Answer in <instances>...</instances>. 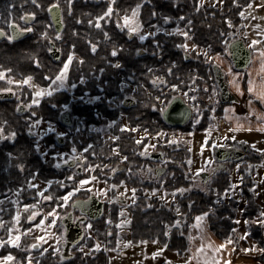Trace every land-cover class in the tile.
Here are the masks:
<instances>
[{"label":"trees","instance_id":"1","mask_svg":"<svg viewBox=\"0 0 264 264\" xmlns=\"http://www.w3.org/2000/svg\"><path fill=\"white\" fill-rule=\"evenodd\" d=\"M26 1L28 0H0V25L8 26L11 22L18 21L19 19L15 15L22 14L20 4ZM252 1L223 0V5L218 7L210 4L201 5V0H114V3L111 2L113 12L104 16L98 26L97 18H102L108 7L111 6L107 0H58L63 7L65 22L61 42L63 48L61 60L54 61L46 55L47 38L35 42V33L19 44L0 42V70L11 69L12 73L18 76H33L35 80L46 85L62 69L64 61L73 52L76 56L70 70L71 79H79L85 75L90 79L91 86L83 88L85 90L93 89L96 93L106 96L107 100L95 107L98 108L100 117H104L105 123L117 121L112 128V132L117 138L114 141L104 140L96 134H85V141H94L93 150L90 149L87 154L91 159H97L100 162L99 172L106 174L118 168L119 164L123 162L125 169L113 174L114 176L110 180L116 184H120L123 180H129L133 186L137 187L139 200L132 207V239L135 243L143 240L159 241L167 245L170 250H176L182 254L189 247L190 224L197 215L206 212L209 213L212 231L221 240H228L232 237L233 220L238 214V202L234 199L229 202L222 200L221 197L224 191L231 187V182L226 170H221L212 179L211 186L207 191L192 189L189 193L178 198L179 207L187 221L182 228L176 225L178 215L173 209L156 202L154 203L157 205L147 206V199L141 191L142 184L135 178L132 179L127 172L130 170L134 172L140 168L141 164L149 163V160L144 161L140 154L144 145L147 144L148 138L139 143L134 131L123 129V115L131 126L148 130L152 134L162 130L172 131L175 129L184 132L205 130L211 121L210 106L207 107L205 103H201L202 106L199 105L204 110L200 109L202 111L201 122H197L196 125L193 126L190 121L183 126H174L163 119L162 112L158 110L161 108V103L157 97H164L167 105L180 91H186L194 81L198 82L200 87L203 80H208L216 85L217 83L211 72L213 65L207 62L205 55L196 50L193 54H186L184 47L187 41L186 36L160 33L154 38L148 37L144 41H139L134 34L131 35L132 33L124 28L121 19L125 15L128 16L137 5H141V20L146 28L153 29L154 25L163 26L165 20L169 18L170 26L184 28L188 39L196 47L224 54L229 49V43L237 38L239 30L243 29L241 27L242 13ZM48 27L43 16L38 23L36 33L45 32ZM50 27L51 31L48 34L53 38L56 32L53 26L50 25ZM93 45L96 46L95 51L92 50ZM145 47H148L149 50H145ZM114 48L115 52H113ZM36 54H42L38 59L39 63L35 62L38 58ZM115 62H121V64L115 67ZM121 75L133 79L136 91L126 88L123 92ZM155 77L165 78L166 85H158L154 80ZM173 86L176 87L175 90L172 88ZM160 87L162 88L160 89ZM132 93H134L135 98H133L136 103L125 106L124 100L127 98V94L132 95ZM70 98L68 91H60L46 98V102L42 105L43 108H40L43 111L39 116H42L43 119L57 118L58 120L60 108L56 105L53 106L51 102L60 104L71 102ZM225 106L226 103L221 101L220 108H217L216 112L221 115ZM68 110L76 112L75 105L72 103ZM77 111L79 114L89 117L88 124L93 121L98 122L91 109L87 108L84 112L80 108ZM27 127L19 121L16 131L26 132ZM8 129L11 130L12 126ZM20 140L22 141V137L19 142H21ZM115 147L119 149V152H115ZM21 150L24 152L20 153L19 157H27L26 146H23ZM164 150L165 157L182 165L179 167L170 161L168 171L170 170L173 175L166 176L165 188L176 190L192 185L193 175L189 171L188 165V160L192 157L191 150L186 147L175 150L167 147ZM91 151L94 152L91 153ZM122 157H124L123 161ZM34 160V169H37L36 166L40 161L38 155L35 154ZM26 162L28 163V161ZM50 169L51 173L55 172V168L51 167ZM41 175L43 176V172ZM248 181L243 186L246 203L241 214L248 219L253 238L263 246L261 225L254 222L262 207L252 190L253 180L249 179ZM62 193L63 191L60 192V194ZM105 215L93 221L102 223L105 221ZM169 225L172 226V229L168 233ZM103 228L101 232L105 234L106 226ZM115 236L116 234L110 237L111 241L115 239ZM110 246L112 247V245ZM6 253L8 254V252ZM13 254L18 256L17 251ZM39 264H110V258L105 250H100L92 252L91 255H83L78 252L73 258L58 262L56 254L51 252L40 258Z\"/></svg>","mask_w":264,"mask_h":264},{"label":"rangeland","instance_id":"2","mask_svg":"<svg viewBox=\"0 0 264 264\" xmlns=\"http://www.w3.org/2000/svg\"><path fill=\"white\" fill-rule=\"evenodd\" d=\"M107 1L111 3L113 0ZM70 4L72 3L70 2ZM202 4L221 7L223 0H201ZM13 6L15 8V4ZM139 6V8H134L128 15L130 19L127 23L124 21L125 16L121 19L124 28L129 33H133L139 41H144L148 37L154 38L160 33L183 35L187 38L184 44L186 54H193L194 50H196L198 53L205 55L207 62L212 63V65L216 63L214 52L196 47L188 39V36L185 35L187 32L184 28L170 26L171 21L169 18L165 20L163 26L154 25L153 29L146 28L141 20V5ZM244 12V16L248 22L247 24H257L260 20L264 22V16L261 15L262 12L255 10L254 3ZM104 16L98 19V26H100ZM118 20L120 22V19ZM133 28H137L138 31L133 32ZM142 35L144 39L140 38ZM144 49L149 50L148 47ZM69 56H72V60L70 63L68 59L64 61V64L69 63V67L66 78L62 82L57 79L61 69L46 85L35 80L33 76H31V80H28L29 76L15 75L11 69L0 70V73H3V75H0V89L15 88L17 93L22 96V102L36 116L33 123V131L37 138L34 151L40 159L39 164L36 166L37 169L32 174L33 176L25 179L20 177L19 183L17 184L19 200L13 206L15 211L13 217L11 219H0V241H3L0 244H3L2 253L4 252L3 256L0 255V260L4 262L14 261L15 264H39L40 258L54 252L57 256V261H62V252L64 251V245L66 243L65 226L62 223V219L72 210V204L77 197L95 194L106 202V210L104 212L106 214H104L106 217L104 218L105 221L95 223L89 219L83 223L85 236L79 244L73 247L72 251L74 252V256L78 252H81L83 255H91L94 251L105 250L110 258V264H192L189 252L190 245L184 253L180 254L176 250H170L167 245L159 241L143 240L137 243L133 242L132 207L139 200V191L129 180H123L120 184H116L110 180L119 170L125 169L123 162L119 164L118 168L113 169L108 174L99 172L100 162L97 159H91L87 154L94 146V141L89 140L88 142L84 138L85 134L88 133L91 135L96 134L104 140H116L117 137L112 132V128L117 121L105 123L103 121L104 117H100L99 110L95 106L103 103L107 98L100 93H96L93 89L87 88L85 90L83 88L85 86H91L89 78L83 75L79 79H71L70 70L76 54L72 52ZM120 64L121 62H115V67ZM211 72L213 74L212 70ZM46 78L48 79V77ZM120 78H122L123 92L126 88H131L136 91L133 79L125 75H121ZM154 80L161 86H165L167 83L165 78L155 77ZM17 81L20 83H17ZM172 88L174 90L176 89L175 86ZM41 90H43V95L37 96L36 93ZM60 91H68L71 96V102H63L61 104L51 102L53 106L56 105L60 108L59 119L49 120L39 117L41 111H43L40 108L46 102L45 99ZM202 93H205V95H202ZM133 94H127V97L131 96L133 98ZM176 96H182L192 107L193 118L190 121L193 126L197 122H201L202 111L200 109L204 110V108H201V103H205L207 107L210 106L211 108L209 107V109H211L212 113L217 110L216 108H220V89L216 84H212L208 80H203L201 87L198 82L194 81L186 91H180ZM157 98L161 103V108H158V110L163 114L174 98L167 105L164 97L160 96ZM196 99L200 100L197 101ZM33 100H39V103H32ZM72 103L75 105L76 112L70 111L72 123L65 124L61 120V115L69 109ZM35 104H38V106H35L36 109L33 110L32 108ZM80 108L84 112L87 108L91 109L99 123L93 121V123L88 124L89 117L87 118L86 115L79 114L77 110ZM122 128L134 131L139 143H142L145 138H148L147 144L144 145L140 154L144 161L149 160V163L141 164L140 168L134 172L131 170L127 172L132 179L135 178L142 184V195L147 199L148 207L157 205L156 203H158L159 205L173 209L178 215L176 225L182 228L187 221L179 207L178 198L189 193L192 189H203L207 191L211 186L212 179L220 172L219 169L217 171H214V169L220 164L226 163L227 167L223 170H226L227 175L230 177L231 187L224 191L221 198L226 202H229L231 199L238 202V214L233 220L234 229L231 231L232 237L228 239L235 248L234 251L239 253L235 255L234 259H239L240 261L249 259L247 257L251 255V251L259 249L262 246V244L253 238L250 223L241 214L242 206L246 203V197L243 193L244 183L249 182V179L253 180V170L256 164H258L257 162H260V159L263 161L260 163L264 164L262 154L260 155L257 152L251 151L247 153L245 158L238 161L231 159L226 161L219 160L216 155L217 148H215V145H218L217 139L220 133L216 130H202L187 133L175 129L172 131L162 130L152 134L148 130H141L131 126L124 115ZM10 133L12 132L8 133L9 136H11ZM202 145H204L203 152L200 151ZM167 147L171 148V150L186 147L192 151V157L188 160V165L190 170L193 171V173L191 172L193 175V183L188 187L183 186L178 188L182 189L181 191L167 190L164 185L166 176L173 175L170 170L168 171L170 161L182 167L177 161H172V159L170 160V158L165 157L166 152L164 148ZM115 152H119L117 147H115ZM157 154L162 155L160 158H157ZM78 157L81 160L75 166H62L63 163L69 162L71 159L76 160ZM122 158L123 161L124 157ZM51 167L55 168V172L51 173ZM159 167L165 169L162 175L157 174L156 170ZM42 172L43 176L41 175ZM204 172L206 174H212L211 179L210 177L201 176ZM81 181H85L86 183L82 185L80 183ZM74 189H78V191H73ZM61 191H63L62 194H60ZM68 193H72L71 196H68ZM206 213L209 220V213ZM80 215H82L81 212L76 209L75 217ZM254 222L256 224L260 223L257 219ZM193 223L194 221L190 224V228ZM104 226L107 229L105 234L101 232ZM171 229L172 226L169 225L168 233ZM114 234H116L115 239L111 241L112 238L110 237ZM17 237L18 242L13 243L12 240L17 239ZM205 237L209 239L207 235ZM188 240L191 241L190 234ZM129 241L131 243H128ZM97 243L100 245L99 248L95 247ZM15 251L18 252V256L13 254ZM9 256H11L10 259Z\"/></svg>","mask_w":264,"mask_h":264},{"label":"crops","instance_id":"3","mask_svg":"<svg viewBox=\"0 0 264 264\" xmlns=\"http://www.w3.org/2000/svg\"><path fill=\"white\" fill-rule=\"evenodd\" d=\"M253 3L255 10L262 12L261 15L264 16V0H253L251 4ZM244 11L241 26L243 29L239 30L237 38L245 40L252 51V59L246 68L237 69L229 49L224 54L214 53L216 63L223 68L227 83L231 91L237 95L238 100L226 103L221 115L214 111L210 125L205 130H216L220 133L217 139L218 145H215V148L243 149L244 146H248V153L257 152L264 157V67H262L264 65V22L260 20L257 24H247ZM254 40L257 41L256 44H253ZM237 73L239 75H235ZM249 80L253 81L254 91L249 90ZM210 143L213 144L211 141ZM261 160L260 162H263ZM260 162H257L253 170L252 190L262 207L257 220L260 222L264 239V164ZM189 234L192 264H228L229 261L230 264H264V245L251 251V255L247 257L249 259L244 261L234 259L239 253L234 251L235 248L228 240H221L213 233L207 215L199 214L195 217ZM205 235L209 239H206ZM222 244H226V247L220 248Z\"/></svg>","mask_w":264,"mask_h":264},{"label":"flooded vegetation","instance_id":"4","mask_svg":"<svg viewBox=\"0 0 264 264\" xmlns=\"http://www.w3.org/2000/svg\"><path fill=\"white\" fill-rule=\"evenodd\" d=\"M48 6H47V5ZM22 7V14L18 16V14L15 15L16 18H18V21H15V23L11 22L8 26L0 25V29H2L5 32V37L0 39V42H7V43H21L23 40L28 38L30 35L35 33V42H39L40 40L47 38V52L46 55L48 57H51L54 61V56L52 55L53 45L56 46L57 50L61 51V59L63 57V48L62 45V33L65 28V22L63 20V7L60 2H58V7L61 12V19L63 21L64 27L62 32L57 35L58 30L56 29L55 23L53 21V14H52V8L53 6L57 5V1L55 0H28L25 3L20 4ZM47 6V7H46ZM52 6V7H50ZM35 13V16H26V14ZM44 16L45 23L49 25L47 31V35H42V33H36L38 29V23L40 20H42V17ZM17 24L18 27L21 30L25 29H31L30 34L24 37L20 40L15 39H8V36H11V25ZM51 26H53L56 34L53 38H51L48 34L49 31H51ZM61 44V45H60ZM37 59L40 58L42 54H36ZM60 59V60H61ZM0 90H6V91H0V93H8V96L0 97V125L3 126L4 131L2 134H0V219H11L15 213L13 206L15 203H18V183L20 180V177L28 178L30 176H33L32 174L35 172L34 169V156H35V143H36V134L33 131V123L35 119L34 113L30 112L29 107L25 103L22 102V96L17 93V90L15 88H1ZM14 106V107H12ZM35 106H38V104L33 105V110L36 109ZM13 108V109H12ZM69 111V110H67ZM63 112L61 115V120L63 122V115L67 112ZM71 114V112H70ZM42 117V116H39ZM5 121L7 123H5ZM21 121L24 126L27 127L26 132H18L16 131L17 123ZM12 126V129L9 130L8 127ZM9 132H15V137L9 136ZM7 135V136H6ZM22 141L19 142V139ZM20 144V148H19ZM23 146H26L27 148V157H19L20 153H23L24 151L21 150ZM80 158V157H78ZM77 158V159H78ZM76 161L78 162V160ZM75 160V159H71ZM28 161V163L26 162ZM23 165V167H21ZM73 167V166H69ZM91 195V194H90ZM89 195V196H90ZM87 197H77L74 201L77 199H86ZM106 206V204H105ZM81 216V215H80ZM79 217V216H78ZM78 217H75L77 219ZM0 234H1V228H0ZM36 247V246H35ZM75 247V246H74ZM2 249L3 244H0V255H2ZM62 261H66L62 257ZM4 262L0 260V263Z\"/></svg>","mask_w":264,"mask_h":264},{"label":"water","instance_id":"5","mask_svg":"<svg viewBox=\"0 0 264 264\" xmlns=\"http://www.w3.org/2000/svg\"><path fill=\"white\" fill-rule=\"evenodd\" d=\"M53 21L55 23L56 29L59 34L62 32L64 24L61 19V12L58 6H53L52 8ZM2 30V29H0ZM4 32V31H3ZM31 31L21 30L17 24L11 25V33H16L15 40H20L30 34ZM5 33V32H4ZM133 35V33L131 34ZM5 34H0V39L4 38ZM229 52L231 59L237 69L246 68L252 59V51L246 45L245 40L243 38H236L232 40L229 45ZM52 55L55 60L61 59V51L57 50L56 46L53 45ZM213 74L216 80V83L220 89L221 101L224 103H232L238 100L236 94H234L226 80V76L223 68L214 63L212 66ZM8 96V93H0V97ZM136 103L135 99L132 97H127L124 100L125 106H131ZM193 116L192 107L186 102V100L182 96H176L169 104L167 109L163 113V119L171 125L174 126H183L187 124ZM63 122L65 124H71V116L70 111H67L63 115ZM249 151L248 146H244L243 149H235V148H224L219 147L216 150V155L219 160H227L231 159L233 161H238L245 158L247 152ZM162 154H157V158L161 157ZM78 161L81 158L77 159ZM77 163L76 160H70L69 162L63 163L62 166H75ZM227 167L226 163L220 164L217 166L214 171L223 170ZM165 171L164 168H158L157 174L162 175ZM212 175V174H211ZM210 174H206L205 172L201 174L203 177H210ZM78 209L81 212V216L75 219V210ZM105 212V201L101 199L99 196L95 194H91L86 199H77L72 204V210L68 212L66 216L63 217L62 223L65 226V236L66 243L64 245V251L62 252V257L64 260H69L74 257V252L72 251L73 247L79 244L84 236H85V228L83 223L87 220H98L100 219ZM38 247V246H37ZM0 264H15L14 261H5Z\"/></svg>","mask_w":264,"mask_h":264},{"label":"snow or ice","instance_id":"6","mask_svg":"<svg viewBox=\"0 0 264 264\" xmlns=\"http://www.w3.org/2000/svg\"><path fill=\"white\" fill-rule=\"evenodd\" d=\"M113 3H114V0H113ZM56 6H58V0H57V5H56ZM50 7H52V6H50ZM139 7H140V6L137 5V8H139ZM112 12H113V7H112V6H109L108 9H107V11L104 13V15H105V16H108V15L111 14ZM26 16H35V13L26 14ZM97 19H101V18L98 17ZM129 19H130V18H129L127 15H125V17H124V21H125L126 23L129 21ZM13 23H15V21H13ZM30 30H31V29H25V31H30ZM132 31L135 32V31H138V29H137V28H133ZM0 34H5V33L3 32V30H0ZM42 35H47V33H46V32H45V33H42ZM57 35H59V33H57ZM185 35H187V33H185ZM15 36H16V33H13V35L8 36V39H10V40L15 39ZM140 38H141V39H144V36L142 35ZM256 43H257V41L254 40V41H253V44H256ZM95 47H96V46L93 45V48H92L93 51H95ZM115 51H116V49L114 48V49H113V52H115ZM258 51H259V49H258ZM81 59H82V58H81ZM71 60H72V56H69V57H68V62L70 63ZM35 62H36V63H39V60L37 59ZM69 63H65V64L63 65V68L61 69L60 74L57 76V79L60 80L61 82L66 78V73H67V70H68V67H69ZM218 63H219V61H218ZM262 67H264V65H262ZM229 71H231V69H229ZM0 75H3V73H0ZM235 75H239V74L237 73V74H235ZM28 80H31V76L28 77ZM24 82H27V81H24ZM234 82H235V81H234ZM17 83H20V82L17 81ZM249 85H250L249 90H250V91H254L253 81H252V80H249ZM0 91H6V90H0ZM50 91H51V90H50ZM36 95H37V96H41V95H43V90L37 92ZM32 103H39V100H33ZM65 107H67V105H65ZM5 123H7V122L5 121ZM3 131H4V128H3L2 125H0V134H2ZM206 131H208V130H206ZM10 135L13 136V137H15L16 134H15V132H12V133H10ZM61 135H63V133H61ZM203 148H204V145L201 146V149H200L201 152H203ZM21 167H23V165H21ZM201 170H203V169H201ZM80 183L83 185V184L86 183V182H85V181H81ZM181 190H182V189H176V191H181ZM73 191H78V189H74ZM133 191H135V190H133ZM71 194H72V193H68V196H71ZM65 199H67V197H65ZM18 215H19V214H18ZM203 215L206 216L207 213H204ZM29 218L31 219V217H29ZM197 219H199V217H198ZM122 223H123V221H122ZM177 223H179V222H177ZM89 227H90V225H89ZM41 239H42V238H41ZM12 242H13V243H17V242H18V237H17V239L12 240ZM0 243H3V241H0ZM128 243H131V241H129ZM95 247L99 248V247H100L99 243H97V245H96ZM201 247H203V245H201ZM224 247H226V244H222V245H220V248H224ZM10 258H11V256H9V259H10ZM228 264H230V261L228 262Z\"/></svg>","mask_w":264,"mask_h":264}]
</instances>
